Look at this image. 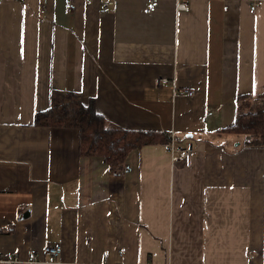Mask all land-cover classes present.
Wrapping results in <instances>:
<instances>
[{
	"label": "crops",
	"instance_id": "1",
	"mask_svg": "<svg viewBox=\"0 0 264 264\" xmlns=\"http://www.w3.org/2000/svg\"><path fill=\"white\" fill-rule=\"evenodd\" d=\"M74 2L0 4V264H264V147L223 130L264 97V0ZM69 91L199 154L149 144L115 172L77 128L35 124Z\"/></svg>",
	"mask_w": 264,
	"mask_h": 264
},
{
	"label": "trees",
	"instance_id": "2",
	"mask_svg": "<svg viewBox=\"0 0 264 264\" xmlns=\"http://www.w3.org/2000/svg\"><path fill=\"white\" fill-rule=\"evenodd\" d=\"M68 103L74 104L71 108ZM35 124L57 127H74L79 130L81 155H100L111 166L125 162L135 148L149 144L171 142L163 130L116 129L107 125L105 117L97 111L96 100L84 103L80 94L69 91L66 98L49 109L39 111ZM224 131L243 133L245 147H264V110L242 114Z\"/></svg>",
	"mask_w": 264,
	"mask_h": 264
},
{
	"label": "built area",
	"instance_id": "3",
	"mask_svg": "<svg viewBox=\"0 0 264 264\" xmlns=\"http://www.w3.org/2000/svg\"><path fill=\"white\" fill-rule=\"evenodd\" d=\"M5 1L6 0H0V4L4 3ZM259 1L260 0H251L253 11L257 9ZM108 3H111V2H108ZM108 3H106V5ZM66 7L70 11H74L76 9V4L74 0H66ZM154 7H155V4L153 2L148 8V11H152ZM178 7L180 9H187L188 4L187 2H182L178 5ZM41 12L44 13L45 10L42 9ZM165 82H168V78L162 77L159 79V83H165ZM178 91L189 94V95L194 94V91L190 88H181V89H178ZM169 136L171 138V142L170 144L169 143L167 144V148H168L167 150L173 161H183V160L198 156L199 152L196 151L192 145L184 146V145L177 144L175 142V140H177V136L174 132H171ZM44 252L46 254L52 255L53 257H57L62 252V246L60 244L47 245L44 248ZM21 261L22 259L20 257H15L13 260H11L12 263H19ZM27 262L29 264H44V263H48V260L39 257L38 253L35 251L30 254L29 258H27ZM74 264H83V263H74ZM102 264H107V263H102Z\"/></svg>",
	"mask_w": 264,
	"mask_h": 264
},
{
	"label": "rangeland",
	"instance_id": "4",
	"mask_svg": "<svg viewBox=\"0 0 264 264\" xmlns=\"http://www.w3.org/2000/svg\"><path fill=\"white\" fill-rule=\"evenodd\" d=\"M68 105L73 108L74 104L68 103ZM258 110H264V97H247L243 98L242 104H241V113L242 114H247V113H254L257 112ZM241 135H244L243 133H239ZM246 139V136H245ZM177 144H180L178 139L175 140ZM170 144V143H169ZM182 145V144H180ZM188 146V145H184ZM169 153V152H168ZM170 155V154H169ZM113 170L115 172H118L119 170H125V162H120L116 166H112Z\"/></svg>",
	"mask_w": 264,
	"mask_h": 264
}]
</instances>
